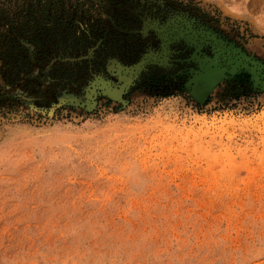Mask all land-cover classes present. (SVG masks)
<instances>
[{"label":"rangeland","instance_id":"374dc122","mask_svg":"<svg viewBox=\"0 0 264 264\" xmlns=\"http://www.w3.org/2000/svg\"><path fill=\"white\" fill-rule=\"evenodd\" d=\"M64 1L154 47L78 89L0 58V264H264V0Z\"/></svg>","mask_w":264,"mask_h":264},{"label":"trees","instance_id":"16d2710c","mask_svg":"<svg viewBox=\"0 0 264 264\" xmlns=\"http://www.w3.org/2000/svg\"><path fill=\"white\" fill-rule=\"evenodd\" d=\"M107 1L113 3V0ZM120 1L124 6L129 3ZM79 3L0 0V23L7 26L0 33V58L4 59L12 80L21 72L27 73L33 57L34 61L48 67L57 86L63 79L62 86L66 89H78L105 70L111 59L131 64L150 49L148 46L154 47L147 43V37L119 34L113 26V22L121 28L129 24L136 26L134 22L139 20L142 11L133 4L113 11L116 16L109 14V18L103 19L89 15ZM128 37L135 39L128 41Z\"/></svg>","mask_w":264,"mask_h":264}]
</instances>
